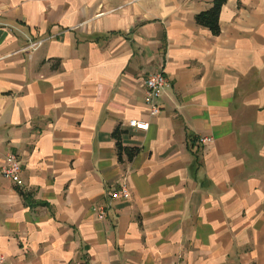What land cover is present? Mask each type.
Here are the masks:
<instances>
[{"label": "crops", "instance_id": "1", "mask_svg": "<svg viewBox=\"0 0 264 264\" xmlns=\"http://www.w3.org/2000/svg\"><path fill=\"white\" fill-rule=\"evenodd\" d=\"M212 2L0 0L6 264H264V0H226L217 36Z\"/></svg>", "mask_w": 264, "mask_h": 264}, {"label": "built area", "instance_id": "2", "mask_svg": "<svg viewBox=\"0 0 264 264\" xmlns=\"http://www.w3.org/2000/svg\"><path fill=\"white\" fill-rule=\"evenodd\" d=\"M43 41H29L26 50L27 51H34L37 50ZM168 86V80L163 72H158L148 76L145 81V102L149 109V115L151 117H157L160 113L159 108V99L163 94L165 88ZM128 126L131 128H135L138 130H147L148 124L144 122H136V121H129ZM211 139L204 138L200 142L202 144H209L211 143ZM21 166L20 162L14 154H8L4 161V166L2 167V174L9 180H11L16 185H21ZM111 199H123L129 200L130 193L125 184H123L118 192L111 194ZM98 216L100 219L105 218L106 216V209L100 208L98 211ZM0 264H6L5 258L0 256Z\"/></svg>", "mask_w": 264, "mask_h": 264}, {"label": "trees", "instance_id": "3", "mask_svg": "<svg viewBox=\"0 0 264 264\" xmlns=\"http://www.w3.org/2000/svg\"><path fill=\"white\" fill-rule=\"evenodd\" d=\"M226 0H213L212 6L205 12L198 14L195 17V22L198 26L208 29L213 36H217L219 34V16L224 6ZM112 138L115 141L117 156L120 161H122L123 156L127 158L128 161H132L133 158L138 154V148H128L124 147L121 144V132L116 129L112 133ZM19 194L25 201L28 200V196L19 191Z\"/></svg>", "mask_w": 264, "mask_h": 264}]
</instances>
